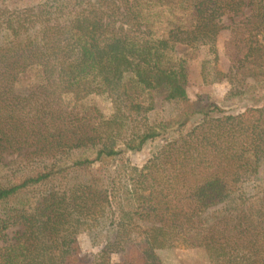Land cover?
Returning <instances> with one entry per match:
<instances>
[{
	"label": "trees",
	"instance_id": "trees-1",
	"mask_svg": "<svg viewBox=\"0 0 264 264\" xmlns=\"http://www.w3.org/2000/svg\"><path fill=\"white\" fill-rule=\"evenodd\" d=\"M6 2L0 264H162L157 251L180 247L211 264H264V105L233 113L208 91L191 97L179 53L204 52L202 88L228 81L224 103L257 100L264 0ZM246 8L247 35L234 25ZM230 28L246 54L224 72ZM149 141L150 158L133 166L126 152ZM82 233L101 247L92 257Z\"/></svg>",
	"mask_w": 264,
	"mask_h": 264
},
{
	"label": "rangeland",
	"instance_id": "rangeland-1",
	"mask_svg": "<svg viewBox=\"0 0 264 264\" xmlns=\"http://www.w3.org/2000/svg\"><path fill=\"white\" fill-rule=\"evenodd\" d=\"M39 2V0H7L8 8L11 10L15 9H25ZM251 11L249 8L244 9L243 14L234 18L236 22L235 27L239 28V31L248 34L249 30L252 29L254 20L248 22L245 20L246 16H249ZM226 24L230 25L231 21L225 19ZM234 25L232 27H234ZM255 32V31H253ZM242 35H236L233 33L232 29H225L220 34L219 40V50L221 61L219 63V68L227 72L230 67V59L243 58L246 54V49L243 46L246 42L241 41ZM260 43H263L262 35L258 36ZM179 53L187 58L188 67V93L191 97H194L200 91H208L214 100L225 108L228 112L240 113L243 112L247 107L258 104L264 105V95H261L257 100L252 101L249 99H244L237 102L224 103L223 99L226 94L231 90V85L228 81H223L221 83L213 84L210 87L202 88V76H201V61L204 57V52L197 50H185L181 48ZM261 78L249 77L247 82L251 85L256 84ZM158 141H149L142 150L140 151H127L126 158L128 157L133 166L142 167L147 160L150 158L152 152L156 148ZM119 157L111 160L109 162V168L112 170L113 166L119 163ZM100 168V164H95L92 167L91 172H96ZM261 175L264 176V166L261 169ZM107 228L106 234L110 233V229ZM16 230V229H15ZM13 235L10 232L9 237ZM81 251L83 254L94 256L101 247H94L90 241L88 233H82L78 237ZM162 264H211L206 253L202 249H186L184 247L174 248V249H163L157 251Z\"/></svg>",
	"mask_w": 264,
	"mask_h": 264
}]
</instances>
